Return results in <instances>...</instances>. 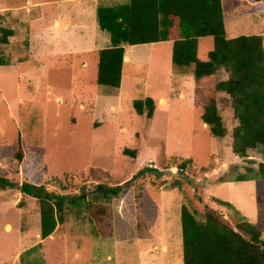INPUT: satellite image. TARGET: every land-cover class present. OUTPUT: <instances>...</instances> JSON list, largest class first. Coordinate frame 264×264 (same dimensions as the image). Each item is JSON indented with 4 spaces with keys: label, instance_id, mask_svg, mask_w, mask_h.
I'll list each match as a JSON object with an SVG mask.
<instances>
[{
    "label": "rangeland",
    "instance_id": "obj_1",
    "mask_svg": "<svg viewBox=\"0 0 264 264\" xmlns=\"http://www.w3.org/2000/svg\"><path fill=\"white\" fill-rule=\"evenodd\" d=\"M225 1L226 36L263 33L264 48V13ZM96 2L127 0H0V27L13 30L8 43H0V178L6 186L0 187V264H182V205L199 219L206 207L230 223L245 217L264 240L263 182L234 181L257 169L262 155L233 154L237 122L224 93H217L216 104L226 136H211L200 119L210 90L227 74L220 70L195 83L191 69L172 64L171 43L161 42L142 52L147 59L124 67L119 90L98 85V50L110 43L97 26ZM83 6L88 15H81ZM212 46L210 37L197 40L200 61ZM146 97L154 100L151 118L132 105ZM187 159L183 173L172 167ZM127 181L133 187L125 196L106 202L109 218L90 219L87 195L86 202L66 206L43 240L39 201L20 193L22 183L78 196L98 184Z\"/></svg>",
    "mask_w": 264,
    "mask_h": 264
},
{
    "label": "trees",
    "instance_id": "obj_2",
    "mask_svg": "<svg viewBox=\"0 0 264 264\" xmlns=\"http://www.w3.org/2000/svg\"><path fill=\"white\" fill-rule=\"evenodd\" d=\"M247 1L253 4L252 12H264V0ZM102 3L99 2L96 8V23L99 30L108 34L110 45L98 51L97 84L113 89L120 87L125 46L161 42L171 43L172 64L191 69L195 83L213 76L217 71H223L227 78L218 81L210 90L209 104L204 106L200 119L211 136H226L227 129L216 104L217 93H224L226 97L222 101L230 103L233 118L237 122L231 134L233 154L246 158L248 151L257 150L263 158L257 169H246V173L236 176L234 181L261 180L264 186L263 33L228 38L222 0H127L121 4ZM12 36V29L0 27V43L7 44ZM206 37L212 39L213 46L207 53L206 61H200L197 40ZM132 105L138 114L152 117V98L134 100ZM190 164L191 160L187 159L177 167H172L183 173ZM156 170L145 169L148 172ZM247 172L249 175H246ZM4 182L0 180L2 189L6 187ZM6 185L13 187L10 183ZM132 187L131 181L123 185L98 184L93 190H87V194L71 196L48 193L41 185L22 183L20 193L39 201V237L43 240L55 232L66 206L86 202L87 195H90L93 201L86 203L87 211L90 219L98 222L111 215L106 202L122 199ZM213 202L223 208H233L230 203L216 198ZM180 225L182 264H264L261 232L245 217L234 218L230 223L220 213L206 207L203 219H199L196 213L182 205Z\"/></svg>",
    "mask_w": 264,
    "mask_h": 264
},
{
    "label": "crops",
    "instance_id": "obj_3",
    "mask_svg": "<svg viewBox=\"0 0 264 264\" xmlns=\"http://www.w3.org/2000/svg\"><path fill=\"white\" fill-rule=\"evenodd\" d=\"M84 1V0H83ZM225 0H222V8L224 7L225 5ZM242 2H247L248 4V9H247V12L248 10L252 9L253 7V4H251L250 2H248L247 0H231V6H235L236 3H238V6L240 4H242ZM99 3V2H98ZM97 2L94 4L93 8L95 9V19H96V8H97ZM244 5V4H243ZM86 7H89V6H83L82 9H81V15L84 16V15H88V12L89 10L86 8ZM5 10V9H3ZM223 11H224V8H223ZM251 11V10H250ZM249 11V12H250ZM3 12V11H2ZM5 13V12H3ZM225 13V12H224ZM264 13V12H263ZM263 13H256V14H263ZM226 15V14H225ZM85 20H86V17H85ZM61 23L60 21H55V26H59ZM264 27V24L262 25ZM96 28V27H95ZM154 44H142V45H137V46H125L124 48V56H123V65H122V71H121V81L123 78V69L126 65H129V64H135L136 62H139L140 60L142 59H147L148 57H146V55L148 54H144L142 52H150V49L149 47L150 46H153ZM105 48H108L109 45L106 43H104V46L102 47L103 49ZM102 48H100L99 50H101ZM98 50V51H99ZM133 50H136L138 52H133ZM143 56V57H142ZM138 60V61H137ZM85 65V64H84ZM121 85V84H120ZM120 89V87L118 88V90ZM158 103L160 105H164L165 104V100L163 98H159L158 99Z\"/></svg>",
    "mask_w": 264,
    "mask_h": 264
},
{
    "label": "built area",
    "instance_id": "obj_4",
    "mask_svg": "<svg viewBox=\"0 0 264 264\" xmlns=\"http://www.w3.org/2000/svg\"><path fill=\"white\" fill-rule=\"evenodd\" d=\"M1 11V10H0ZM0 15H1V13H0Z\"/></svg>",
    "mask_w": 264,
    "mask_h": 264
}]
</instances>
